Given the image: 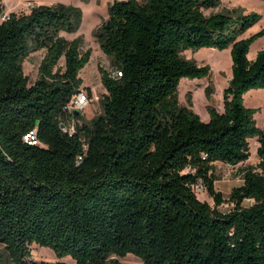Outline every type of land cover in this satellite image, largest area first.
Here are the masks:
<instances>
[{
  "label": "trees",
  "instance_id": "trees-1",
  "mask_svg": "<svg viewBox=\"0 0 264 264\" xmlns=\"http://www.w3.org/2000/svg\"><path fill=\"white\" fill-rule=\"evenodd\" d=\"M221 2L114 0L94 33L121 74L100 68L103 111L72 133L61 124L92 49L62 32L79 29L81 7L41 3L0 21V245L13 264H69L65 256L119 264L129 253L144 264H264V127L259 109L245 104L249 90L264 88V48L249 57L264 27L243 37L260 13L206 14ZM203 47L230 48L233 60L224 110L208 104L207 121L179 100L183 77L210 74L209 64L183 54ZM42 48L30 83L24 60ZM251 138L260 161L226 199L216 162L248 160ZM197 181L214 205L199 198ZM225 202L233 208L222 210ZM35 243L59 260L35 259Z\"/></svg>",
  "mask_w": 264,
  "mask_h": 264
},
{
  "label": "rangeland",
  "instance_id": "rangeland-1",
  "mask_svg": "<svg viewBox=\"0 0 264 264\" xmlns=\"http://www.w3.org/2000/svg\"><path fill=\"white\" fill-rule=\"evenodd\" d=\"M16 0H8L14 4ZM41 3H54L57 1L73 4L81 7L83 11V21L78 30L74 32H62L69 39L81 36L83 38L82 51L91 48L90 61L81 70L83 78L81 88L87 90L94 100L83 110L81 118L75 120V124L91 119L103 111L102 99L107 93L102 83L100 68L114 71L111 66L110 57L102 50L100 43L94 33L95 29L109 16V6L114 0H36ZM18 9V8H16ZM15 10V9H14ZM20 10V8H19ZM239 13L258 12L262 15L259 22L250 27L242 36L247 37L264 27V0H222L221 4L215 8L207 9L206 14L218 11H234ZM264 48V35L259 36L251 45L249 52L250 59H254L260 49ZM46 48H42L30 53L24 60V71L30 77V83L34 82L39 75L40 64L46 54ZM252 51V53H251ZM183 54L190 59H194L198 64H209L210 74L204 78L183 77L179 85V100L182 105H190L203 120H209L210 114L207 106L214 103L220 111L224 110V89L232 78V55L230 48L219 49L217 47H203L197 51L186 50ZM65 59H61L59 65L64 66ZM211 87L212 97L206 96V87ZM245 104L250 107L258 108L256 113L257 124L264 127V88H253L245 94ZM191 99V103L189 101ZM72 124L69 121L68 125ZM259 142L257 138L250 139L251 156L248 160L236 165L216 162L215 173L217 176L216 189L220 191L226 199L230 197L232 189L243 183V169L247 166H255L260 161L257 154ZM199 198L206 200L214 205V200L208 195L206 190L199 192ZM254 202L253 199H246L244 205L249 206ZM233 208L231 202H225L221 209L228 211ZM32 256L37 260L56 261L59 260L53 249L33 244ZM45 247V248H44ZM119 264H144L143 260L134 253H129L125 257H118ZM60 260L69 264H76L71 256H65ZM0 264H13L4 245H0Z\"/></svg>",
  "mask_w": 264,
  "mask_h": 264
},
{
  "label": "built area",
  "instance_id": "built-area-1",
  "mask_svg": "<svg viewBox=\"0 0 264 264\" xmlns=\"http://www.w3.org/2000/svg\"><path fill=\"white\" fill-rule=\"evenodd\" d=\"M36 5H38L34 0H16L14 4H10L8 0H0V21L6 20L10 18L12 12H30ZM18 8V9H16ZM20 8V10H19ZM15 9V10H14ZM121 72L118 70L112 71L113 76L120 75ZM96 98L95 96H91L90 93L81 88L76 94L71 98L67 109L72 114L70 121L72 124L65 125L63 128L65 131L70 133L75 131V115L74 112L76 110L83 112V110ZM26 140L35 139V133H29L25 136ZM193 189L199 194V192L206 190L205 185L202 181H197L193 184Z\"/></svg>",
  "mask_w": 264,
  "mask_h": 264
},
{
  "label": "water",
  "instance_id": "water-1",
  "mask_svg": "<svg viewBox=\"0 0 264 264\" xmlns=\"http://www.w3.org/2000/svg\"><path fill=\"white\" fill-rule=\"evenodd\" d=\"M74 113H75V114H78V113H79V111H78V110H76ZM61 127H62V128H64V127H65V123H62V124H61Z\"/></svg>",
  "mask_w": 264,
  "mask_h": 264
},
{
  "label": "crops",
  "instance_id": "crops-1",
  "mask_svg": "<svg viewBox=\"0 0 264 264\" xmlns=\"http://www.w3.org/2000/svg\"><path fill=\"white\" fill-rule=\"evenodd\" d=\"M37 4H41V2H39V1H36V0H34ZM47 4H51V3H47Z\"/></svg>",
  "mask_w": 264,
  "mask_h": 264
},
{
  "label": "bare ground",
  "instance_id": "bare-ground-1",
  "mask_svg": "<svg viewBox=\"0 0 264 264\" xmlns=\"http://www.w3.org/2000/svg\"><path fill=\"white\" fill-rule=\"evenodd\" d=\"M251 53H252V51H251ZM245 99L247 100V98H246V96H245ZM248 101V100H247ZM42 248H43V246H42ZM45 248V247H44Z\"/></svg>",
  "mask_w": 264,
  "mask_h": 264
}]
</instances>
